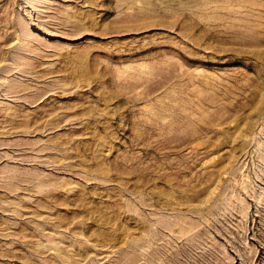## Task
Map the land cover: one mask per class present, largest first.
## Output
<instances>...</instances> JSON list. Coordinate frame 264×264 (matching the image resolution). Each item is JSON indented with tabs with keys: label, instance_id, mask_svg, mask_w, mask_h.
Here are the masks:
<instances>
[{
	"label": "rangeland",
	"instance_id": "374dc122",
	"mask_svg": "<svg viewBox=\"0 0 264 264\" xmlns=\"http://www.w3.org/2000/svg\"><path fill=\"white\" fill-rule=\"evenodd\" d=\"M0 264H264V0H0Z\"/></svg>",
	"mask_w": 264,
	"mask_h": 264
}]
</instances>
